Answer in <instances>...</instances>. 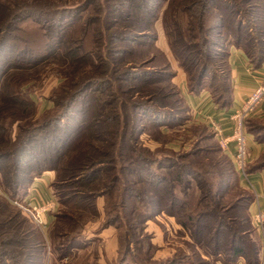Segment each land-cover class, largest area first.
Returning a JSON list of instances; mask_svg holds the SVG:
<instances>
[{"label": "trees", "instance_id": "trees-1", "mask_svg": "<svg viewBox=\"0 0 264 264\" xmlns=\"http://www.w3.org/2000/svg\"><path fill=\"white\" fill-rule=\"evenodd\" d=\"M166 2L170 7L181 6V13L175 12L171 20V30L167 25L172 51L190 76L189 92L199 94L207 89L217 105L227 108L232 103L231 47L243 49L255 67L264 63V0H79L68 7L48 6L46 0L0 4V264H49L48 244L41 228L16 206L27 198L36 178L48 171L55 172V195L70 209L57 217L52 229L53 242L67 238L56 246L62 256L59 261L63 262L78 247L76 242L81 236L63 226L77 224L78 214L83 212L96 216L98 197L117 196L114 191L120 178L108 173L117 170L118 162L123 173H140L144 177L142 182L150 188L147 200L143 199L144 203L148 201L144 214L136 211L137 203L130 202L138 196L133 185L116 190L120 194L124 191L117 208L127 215L139 214L127 228L167 212L190 231L193 242H205L217 262L238 264L245 259L247 264L260 263L257 253L251 255L247 240L253 228L251 210L255 194L246 187V195L232 199L233 189L241 184L234 162L220 145L213 151L220 156L216 162L209 158L210 150L194 144L177 153L168 143L170 140L162 142L163 148L152 159L138 154L140 151L126 156L131 147L143 149L140 137L147 129L152 127L158 134L169 136L189 118L182 116L190 112L185 97L175 87L163 91V83H172L174 75L163 68L148 69L146 65L152 60L138 58L154 47L155 23ZM89 10L91 14L83 17ZM71 13L75 14L74 20L64 24L72 17L66 15ZM180 20H185L188 27L184 28ZM91 27L93 33H89ZM186 32L190 43H183ZM30 43L38 44L39 49ZM111 62L122 89H110L114 85L107 73ZM46 66L60 74L63 81L51 95L53 105L48 114H32L30 118L29 102L16 98L8 101L3 95L4 86L10 84L16 73L22 78L32 71L41 73ZM218 84L224 92H219ZM110 95L117 105L113 115L106 119L113 122L108 131L105 121L91 114L89 105ZM16 108H21L26 117L17 124L18 135L9 141L4 136L7 128L2 121L4 113H8L13 125L17 121ZM246 127L256 140L264 141V120L251 117ZM200 155L201 164L187 161ZM150 163L161 171L148 169ZM262 169L264 155L246 171ZM176 188L182 195L176 193ZM162 192L172 196L167 207H160V201L154 198ZM187 197L194 199L191 207ZM122 215L111 212L104 227L115 225L121 229L125 222ZM128 231L118 237V264H126L130 253L132 241L126 237ZM176 261L177 258L173 264Z\"/></svg>", "mask_w": 264, "mask_h": 264}, {"label": "rangeland", "instance_id": "rangeland-1", "mask_svg": "<svg viewBox=\"0 0 264 264\" xmlns=\"http://www.w3.org/2000/svg\"><path fill=\"white\" fill-rule=\"evenodd\" d=\"M48 3V6H60V7H68V6H74V3H76L79 0H46ZM15 0H0V4L2 5H13ZM257 2H262V0H257ZM256 2V3H257ZM181 6L177 4H173V6L170 7L169 2H166L164 6L160 9L158 20L155 23V34H156V41H154L155 45L154 47H151L148 50H145L139 59L142 60L143 57H148L152 60V62L146 66H148V69H154L159 70L160 68L164 69L166 72H169V74L174 75V78L172 79V83L167 85V83H163L166 85L163 86V91H172V89L175 87L176 90L181 93L187 100V96L191 94L189 92V79L190 76H188L185 68L182 66L181 60L173 53L170 43V38L168 35L169 26L173 25L172 19L174 18V14L181 13ZM92 10L85 11L82 15L89 16L91 14ZM74 13L67 14V17L72 16L69 18L68 21H65L64 24H69L71 20H74ZM81 15V14H76ZM0 16L3 17V14L0 13ZM183 17V16H181ZM228 18V16H227ZM185 21V20H184ZM180 20L182 26L184 28H187L186 21L184 22ZM169 23V26L167 25ZM170 26V30H171ZM94 27H91L89 30V33H93ZM81 31H79L80 33ZM185 39L183 43H190L188 32L185 33ZM32 39V38H30ZM33 41L35 38L33 37ZM36 41H34L35 43ZM30 43V45H35L33 47H36L38 50L39 47L38 44ZM115 43V42H114ZM16 47H18V44H14ZM15 47V46H14ZM88 48L91 47L90 43L87 45ZM22 49V48H21ZM201 50V49H200ZM20 51V49H18ZM37 52V51H36ZM32 54V53H31ZM34 55H37L35 53ZM149 59V60H150ZM150 60V61H151ZM115 64L111 62L109 64L108 68V78H111V80H114V85L110 89L118 90L121 88L119 82L115 78V72L112 70V67ZM51 67L46 66L43 71L40 73L32 71L31 73H28L26 76H23L21 78V75H18L20 73H16L14 75V78H12V81L10 84L4 86L3 95L4 97H7L8 101H24L29 102L30 109L28 110V114L30 118L38 117L39 115H46L48 114V110L52 107L51 102V95L53 91L60 87L61 75L57 72H51ZM27 76L29 79H27ZM218 88L220 89L219 92L222 91L221 84H218ZM225 88V87H224ZM108 89V92L109 90ZM122 89V88H121ZM209 91V90H208ZM14 95V96H13ZM132 101V99H129V102ZM188 104V103H187ZM87 105V104H85ZM117 105L116 100L113 96L110 95L107 99L100 102H93L91 105H89V110L91 114H94L96 119H99L103 122L105 121V128L108 131H111L113 122L111 120L106 121L107 117L109 115H113L115 111V107ZM17 113L15 116V121L13 125L10 124L12 117H8V113H4L6 115L3 119V126L7 128V132L4 135L7 140H14L15 137L19 133L18 129V123L25 120L26 114H23L21 111V108H16ZM35 113V114H34ZM187 115L185 120V125L182 127H177L175 129V133L173 132L171 135L168 136V134H158V131L155 128H149L147 129L144 134L140 137L141 144H143V149L136 150L134 148L128 149L126 153V156L131 157L136 152L138 154L142 155L143 157H149L152 159L156 153H159L162 146V142L169 141L172 149L175 151H187L193 146H199L200 148H203L205 151L210 150L209 158L214 160L213 162H216L218 156L214 149L217 147V145H220V142L217 138L216 132L214 130V126L206 123L199 122L195 119H193L191 111L188 114H182V116ZM27 118H29L27 116ZM93 121V120H92ZM101 124V122H100ZM148 124V123H147ZM150 125H147V127ZM209 126V127H208ZM172 132V131H171ZM169 132V133H171ZM215 136V137H214ZM189 140L187 141V139ZM106 139H109V137H106ZM136 147V144L132 145ZM138 147V146H137ZM183 148V149H182ZM222 148V146H221ZM223 150V148H222ZM224 152V150H223ZM201 155L199 157H196L195 160H187L190 162H193L194 164L198 163L201 164L202 160ZM204 163V161H203ZM120 162H118L117 170L109 172L108 174L112 175V173L119 176L120 181L118 182L116 186V190L118 188H121L122 186L126 185H133V188L135 189V193L138 194L137 199L133 198L130 199V202L133 204L137 203L136 211H139V213L144 214L147 211V202L144 203L143 199L147 200V196L149 195V186L148 184H145L143 181L144 177L140 173L134 175L127 174L126 170L123 173L120 167ZM131 166V165H130ZM132 167V166H131ZM158 166L155 164H149L147 167L148 169H152L154 171H161L157 168ZM128 168V167H127ZM163 172V170H162ZM160 172V173H162ZM129 180V181H128ZM180 187V186H179ZM178 187V188H179ZM176 188V193L178 195H182L181 191ZM248 188V186H247ZM31 189V188H30ZM51 190L54 196V201L56 206L54 209L46 211L44 215V223L42 225H38V223L34 220V222L41 228L45 240L48 244V253H47V260L46 263L49 264H118L120 262V245L118 243V237L120 233H124V231H128V237L129 241H132L130 244V253L128 254V257L126 259V264H173V261L175 258H177L178 262L176 261V264H223L221 261H216L215 257H213L211 254H209V251L211 250L209 246L205 242L195 243L190 237V231L186 229L184 226L179 224L177 218L175 216H172L168 214L167 212H163L162 214H158L155 216H151L146 223L144 224H138L134 225V228H127L129 227V222L131 219L137 217L139 214H134L130 212L129 215H127L126 211L120 210L117 208V204L121 202V197H119L124 191H114L118 192L116 197L108 198L107 196L98 197L96 199L97 203V210L98 214L96 216H92L91 214L87 212H83L78 214L79 222L75 225H64L63 228L71 233H74L76 235L79 234L80 238L76 242V249L68 254L67 257L64 258L63 262H60V252L57 250L56 246L58 245L59 241L62 243L67 239L64 238V240H54L52 238V229L54 227V223L57 219V217L63 212H69L70 209L67 208V206L62 205V201L60 200L59 196L55 195V190L52 187L51 183ZM196 192H198V188H196ZM234 192H232V195L234 199L237 195H246L247 191L246 188L240 187L233 189ZM192 192V191H191ZM199 194V192H198ZM28 196V195H27ZM31 197H28L22 202V203H16L17 207L22 211H25L26 201L32 202L30 199ZM154 198L158 201H160L161 206H169V200L172 196L168 195L166 192H162L161 196H154ZM189 200V207L193 205L194 199L192 197H187ZM119 212L120 214L123 213L124 217V224L122 223L121 229H118L115 225H111L107 228H105V222L109 214ZM254 210H251V219H252V233L248 236L247 240L250 241V247H251V255L253 253H257V257L259 258V262H262V259L264 258V244L261 239V236L257 230V227L253 223V212ZM27 214V213H26ZM29 215V214H28ZM31 216V215H29ZM81 217H83L81 219ZM31 218H33L31 216ZM88 218H91L87 221ZM84 220V221H83ZM115 245V246H114ZM114 247V248H113ZM127 253V250H125ZM185 253V254H183ZM200 260L204 261L205 263L200 262ZM217 262V263H216ZM242 263H246L245 259H241ZM239 262V263H240ZM259 263V264H260Z\"/></svg>", "mask_w": 264, "mask_h": 264}, {"label": "crops", "instance_id": "crops-1", "mask_svg": "<svg viewBox=\"0 0 264 264\" xmlns=\"http://www.w3.org/2000/svg\"><path fill=\"white\" fill-rule=\"evenodd\" d=\"M229 67L232 103L227 108L217 105L212 93L207 89H202L199 94L193 93L187 96L188 107L193 119L210 125L215 122L221 126L225 135H228L232 131L230 116L252 92L251 90L264 80V63L259 67H255L243 49L231 47L229 52ZM252 118L258 121L264 120V104ZM247 141L251 157L249 165L252 166L264 155V141L256 140L254 134L251 132L247 134ZM248 174V181H245L244 176L238 174L239 182L244 188L250 184L249 186L252 187V191L255 194L254 202L264 211V169L251 171ZM54 178L55 172L53 171L45 172L44 175L36 178L29 190L28 199L31 197L30 199L35 205L45 204L49 200H54L51 190V183L54 181ZM254 209V203H252V210ZM238 264L245 263L240 262Z\"/></svg>", "mask_w": 264, "mask_h": 264}, {"label": "built area", "instance_id": "built-area-1", "mask_svg": "<svg viewBox=\"0 0 264 264\" xmlns=\"http://www.w3.org/2000/svg\"><path fill=\"white\" fill-rule=\"evenodd\" d=\"M251 91L252 92L243 100L238 109L230 116L232 125L231 133L225 135L220 125L215 122L211 124L214 126V130L224 153L233 160L237 173L244 176L245 181H248L249 178V174L246 170L251 158L247 141L248 132L246 121L256 115L264 104V80ZM249 185L248 188L252 191V187ZM26 202V213L31 215L38 225L44 223L46 211L54 209L56 206L54 201H47L45 204L38 205L30 201ZM253 203L255 207L253 211V223L257 227L264 244V211L256 202ZM260 264H264V258Z\"/></svg>", "mask_w": 264, "mask_h": 264}]
</instances>
